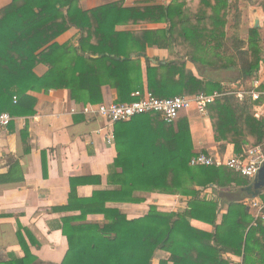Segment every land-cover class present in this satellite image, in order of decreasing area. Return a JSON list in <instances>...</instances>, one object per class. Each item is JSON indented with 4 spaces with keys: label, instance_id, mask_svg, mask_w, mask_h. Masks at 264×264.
I'll use <instances>...</instances> for the list:
<instances>
[{
    "label": "trees",
    "instance_id": "16d2710c",
    "mask_svg": "<svg viewBox=\"0 0 264 264\" xmlns=\"http://www.w3.org/2000/svg\"><path fill=\"white\" fill-rule=\"evenodd\" d=\"M80 1L12 0L0 9V113L34 115L37 98L30 92L49 90L65 89L73 102L83 105L104 103L105 86L116 91L115 103L133 101L135 92L148 91L159 98L182 95L184 57L215 68H237L241 79H255L264 60L258 29L250 30L248 41L241 38V12L230 0H176L167 6L142 7H125L119 0L92 9H83ZM248 1L264 8V0ZM232 8L236 9L233 33L226 36V16ZM147 23L166 27L146 29ZM72 28L76 35L62 40ZM192 31L197 34L189 35ZM154 45L170 49L165 63L146 53ZM203 49L213 50L208 56L217 62L197 56ZM40 65L46 68L42 74L36 72ZM257 89L264 91V80ZM214 91L222 94L207 104L204 114L215 140L225 142L221 150L230 143L235 155L247 145H261L264 151V116L254 114L258 102L249 96L239 100L220 83L193 78V95ZM113 128L116 157L106 188L81 197L77 187L101 184V176H72L67 203L53 207L56 212L74 213L61 218L69 256L62 264H264V208L262 216H254L246 202L231 197L250 183L242 181L240 173L225 165H190L195 154L186 116L180 113L167 123L159 113L150 112ZM20 134L24 153H29L27 127ZM42 172L47 177L45 150ZM23 180L17 160L0 174V184ZM149 193L178 195L184 208L162 211L150 204L147 213L129 218L109 206L142 203ZM260 198L264 202V193ZM88 215L101 219L90 221ZM192 220L211 225L212 230L198 229ZM17 237L24 257L1 264H55L31 254L28 243H39L20 223ZM158 251L167 257L154 263Z\"/></svg>",
    "mask_w": 264,
    "mask_h": 264
},
{
    "label": "crops",
    "instance_id": "0c3cea01",
    "mask_svg": "<svg viewBox=\"0 0 264 264\" xmlns=\"http://www.w3.org/2000/svg\"><path fill=\"white\" fill-rule=\"evenodd\" d=\"M11 1L0 0V9L9 5ZM113 1L119 0H81L80 5L83 9H92ZM120 1L125 7H142L151 4L167 6L176 0ZM230 1L237 3L241 12L239 29L241 38L248 41L250 30L257 28L261 38L260 44L264 49V8L251 5L248 0ZM235 14V8L228 10L226 36L233 33L231 26L234 24ZM165 27V23L144 24V28L152 30L165 29ZM76 32L75 29H70L63 34L62 40L75 36ZM196 34L197 31L189 33V35ZM175 36L183 44L181 32H175ZM189 48L192 49L193 46ZM169 50L167 47L161 48L154 45L148 47L146 53L165 63ZM193 50L195 52V49ZM212 51L205 49L197 56L207 62H217L213 55L208 56L213 53ZM131 56L134 57L135 54ZM141 61L144 68V58H141ZM182 61L186 62L182 90V94L186 96L193 95L191 89L194 77L220 83L225 91L240 90L245 84L250 87L259 86L264 80V60L260 64L255 79H241L237 68H215L213 65L196 62L188 57L182 58ZM152 62H155L153 58ZM45 69L43 65H40L36 68V72L42 74ZM30 94L37 98L36 113L30 116H12V122L7 127L0 128V174L6 173L12 162L17 160L24 177V180L20 182L0 184V264L7 263L13 258L24 257L17 237L19 223L27 228L39 243L38 246L28 243L31 254L44 262L62 264L69 256L66 237L60 230L61 218L74 213L56 212L53 211V207L67 203L69 178L72 176H101V184L77 187V193L81 197L90 196L94 190L106 188L109 166L116 157L114 141L107 140L108 132L113 126L102 117L86 113L84 108L89 104L73 102L65 89L30 92ZM103 94L104 103H111L116 99V91L109 86L103 88ZM254 114L257 118L264 116V107L259 102L254 105ZM181 115L188 119L194 154L204 152L222 159L235 155L233 144L226 143L224 150H221L225 142L215 140L211 122L204 113L191 107L183 110ZM24 127H27L29 132V153H24L21 140L20 131ZM248 147L251 146L247 145L246 148ZM43 150L46 152L47 161V177L45 178L42 172ZM204 191L207 196L211 195L210 190ZM145 197L146 200L142 203H117L109 204V206L118 207L129 218L144 215L150 204H156L162 211L184 208V203L178 195L149 193L145 194ZM249 210L251 211V208ZM87 219L100 220L101 215H88ZM191 223L198 229L212 230V226L206 223L196 220H192ZM223 256L229 257L234 262L241 261L240 257L229 254ZM163 257H167V253L158 251L153 262L157 263L159 258Z\"/></svg>",
    "mask_w": 264,
    "mask_h": 264
},
{
    "label": "built area",
    "instance_id": "2783aa9c",
    "mask_svg": "<svg viewBox=\"0 0 264 264\" xmlns=\"http://www.w3.org/2000/svg\"><path fill=\"white\" fill-rule=\"evenodd\" d=\"M258 86L254 85L249 90L240 89L234 91H227L226 93H233L239 100L245 96H249L253 101L259 102L264 107V91L257 89ZM222 93L215 91L212 94H199L186 96L184 94L159 98L153 96L150 92L145 91L141 95L135 92L132 96L135 98L131 102L126 103H102L98 105L89 104L84 108L86 113H92L96 116L104 118L111 126L117 122H125L132 117L155 112L159 113L162 119L167 123H173L183 110L195 107L200 113H205L206 106L212 102L216 97ZM15 100V97H14ZM13 120V117L8 112L0 113V128L7 127ZM108 142L114 141V131L111 128L107 135ZM264 162V154L261 145L251 146L245 149L240 155H232L227 159L212 156L211 154L199 152L195 154L191 160L192 166H221L225 165L230 169L240 173L241 175L252 180L258 173L262 163ZM264 193V190L261 194ZM260 194V195H261ZM260 195L255 199L248 200L250 206L255 207L258 211L264 208ZM207 197H212L208 195Z\"/></svg>",
    "mask_w": 264,
    "mask_h": 264
},
{
    "label": "water",
    "instance_id": "95a60500",
    "mask_svg": "<svg viewBox=\"0 0 264 264\" xmlns=\"http://www.w3.org/2000/svg\"><path fill=\"white\" fill-rule=\"evenodd\" d=\"M264 190V162L262 163L256 176L246 186L238 188V190L232 193L231 197L238 200H250L257 198ZM249 209V207H247Z\"/></svg>",
    "mask_w": 264,
    "mask_h": 264
},
{
    "label": "rangeland",
    "instance_id": "374dc122",
    "mask_svg": "<svg viewBox=\"0 0 264 264\" xmlns=\"http://www.w3.org/2000/svg\"><path fill=\"white\" fill-rule=\"evenodd\" d=\"M250 88H251L250 86H248V85L245 84V85H244V88H242V89L249 90ZM238 176H239V175H238ZM239 178H240L242 181H244V180L249 181V182L251 181L250 178L245 177V176H243V175H240ZM243 201L247 203V207H249V209L251 208V213H252L254 216H262V212H261V210L258 211L255 207L250 206V202H249L247 199H244ZM239 262H240V261H239Z\"/></svg>",
    "mask_w": 264,
    "mask_h": 264
}]
</instances>
